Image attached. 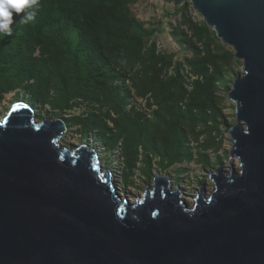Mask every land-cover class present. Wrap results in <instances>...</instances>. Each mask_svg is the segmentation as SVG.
Returning a JSON list of instances; mask_svg holds the SVG:
<instances>
[{
    "label": "water",
    "instance_id": "water-1",
    "mask_svg": "<svg viewBox=\"0 0 264 264\" xmlns=\"http://www.w3.org/2000/svg\"><path fill=\"white\" fill-rule=\"evenodd\" d=\"M188 1L241 62L230 156L187 207L163 176L129 204L64 124L13 104L0 122V264H264V0Z\"/></svg>",
    "mask_w": 264,
    "mask_h": 264
},
{
    "label": "rangeland",
    "instance_id": "rangeland-1",
    "mask_svg": "<svg viewBox=\"0 0 264 264\" xmlns=\"http://www.w3.org/2000/svg\"><path fill=\"white\" fill-rule=\"evenodd\" d=\"M159 1L84 0L76 6L84 30L93 17L99 34L100 23H107L105 36L86 34L96 54L88 50L84 75L96 67L103 80H88L81 89L51 38L32 33L34 42L22 49L2 48L0 122L13 104H24L36 123L64 124L61 147L94 149L99 169L129 204L163 176L190 207L200 189L208 198L217 170L238 172L230 156L235 119L227 95L242 75L241 62L188 1ZM110 24L118 39H111Z\"/></svg>",
    "mask_w": 264,
    "mask_h": 264
},
{
    "label": "trees",
    "instance_id": "trees-1",
    "mask_svg": "<svg viewBox=\"0 0 264 264\" xmlns=\"http://www.w3.org/2000/svg\"><path fill=\"white\" fill-rule=\"evenodd\" d=\"M84 3V0H39V11L34 22L29 24L20 23V16L23 13L20 16L14 13L12 18L13 34L11 36L0 35V51L10 44H15L18 49H22L24 44L34 42L30 37L32 33H36L38 37L51 38L55 41L56 48L59 47L62 50L76 89H81L88 80H93L92 82L95 83L101 82L103 74L96 67L88 71L86 76L84 75L88 50L92 48L93 54H96L95 45L87 44L91 39L86 34L89 31L94 33L97 30L95 35L105 36L107 23H100L102 28L99 31L102 33L99 34L98 18L93 17L90 19V23H83L89 29L84 30V26L78 22L77 18L81 12L76 7L82 6ZM110 28L115 32L111 39H118L120 33L115 24H110ZM82 45H85L86 48Z\"/></svg>",
    "mask_w": 264,
    "mask_h": 264
},
{
    "label": "clouds",
    "instance_id": "clouds-1",
    "mask_svg": "<svg viewBox=\"0 0 264 264\" xmlns=\"http://www.w3.org/2000/svg\"><path fill=\"white\" fill-rule=\"evenodd\" d=\"M39 11V0H0V35L11 36L13 14L20 16L21 24L34 22Z\"/></svg>",
    "mask_w": 264,
    "mask_h": 264
},
{
    "label": "bare ground",
    "instance_id": "bare-ground-1",
    "mask_svg": "<svg viewBox=\"0 0 264 264\" xmlns=\"http://www.w3.org/2000/svg\"><path fill=\"white\" fill-rule=\"evenodd\" d=\"M222 173H225V172H222ZM227 173H228V172H227ZM109 180H110V182H111V177H110V179H109ZM111 184H112V183H111ZM112 186H113V184H112ZM114 189H115V188H114ZM153 189H154V187H152V188H151L149 191H150V192H152V191H153ZM179 195H181V194L179 193Z\"/></svg>",
    "mask_w": 264,
    "mask_h": 264
},
{
    "label": "crops",
    "instance_id": "crops-1",
    "mask_svg": "<svg viewBox=\"0 0 264 264\" xmlns=\"http://www.w3.org/2000/svg\"><path fill=\"white\" fill-rule=\"evenodd\" d=\"M155 1L159 2V4H161V1H159V0H155Z\"/></svg>",
    "mask_w": 264,
    "mask_h": 264
}]
</instances>
